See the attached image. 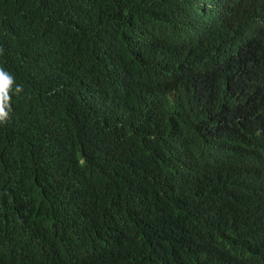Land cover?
Returning a JSON list of instances; mask_svg holds the SVG:
<instances>
[{"label": "trees", "instance_id": "trees-1", "mask_svg": "<svg viewBox=\"0 0 264 264\" xmlns=\"http://www.w3.org/2000/svg\"><path fill=\"white\" fill-rule=\"evenodd\" d=\"M0 264H264V0H0Z\"/></svg>", "mask_w": 264, "mask_h": 264}, {"label": "clouds", "instance_id": "clouds-1", "mask_svg": "<svg viewBox=\"0 0 264 264\" xmlns=\"http://www.w3.org/2000/svg\"><path fill=\"white\" fill-rule=\"evenodd\" d=\"M22 90V85L16 83L15 77L0 67V123H5L8 119L12 96L18 95Z\"/></svg>", "mask_w": 264, "mask_h": 264}]
</instances>
